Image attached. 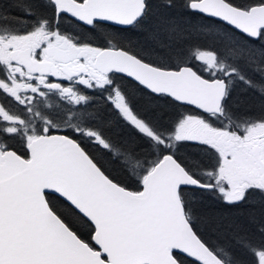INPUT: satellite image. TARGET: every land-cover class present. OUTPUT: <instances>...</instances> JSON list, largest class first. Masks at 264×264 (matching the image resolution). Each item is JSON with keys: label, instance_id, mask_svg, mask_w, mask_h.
Instances as JSON below:
<instances>
[{"label": "snow or ice", "instance_id": "snow-or-ice-1", "mask_svg": "<svg viewBox=\"0 0 264 264\" xmlns=\"http://www.w3.org/2000/svg\"><path fill=\"white\" fill-rule=\"evenodd\" d=\"M0 264H264V0L0 7Z\"/></svg>", "mask_w": 264, "mask_h": 264}, {"label": "trees", "instance_id": "trees-1", "mask_svg": "<svg viewBox=\"0 0 264 264\" xmlns=\"http://www.w3.org/2000/svg\"><path fill=\"white\" fill-rule=\"evenodd\" d=\"M11 5V0H0V7L9 8ZM130 91H134L130 89Z\"/></svg>", "mask_w": 264, "mask_h": 264}]
</instances>
